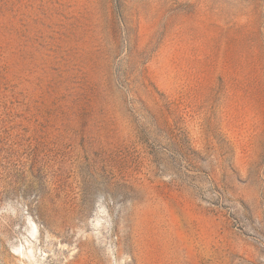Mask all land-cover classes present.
Masks as SVG:
<instances>
[{
    "label": "rangeland",
    "instance_id": "rangeland-1",
    "mask_svg": "<svg viewBox=\"0 0 264 264\" xmlns=\"http://www.w3.org/2000/svg\"><path fill=\"white\" fill-rule=\"evenodd\" d=\"M140 237L264 264V0H0V264Z\"/></svg>",
    "mask_w": 264,
    "mask_h": 264
},
{
    "label": "bare ground",
    "instance_id": "bare-ground-1",
    "mask_svg": "<svg viewBox=\"0 0 264 264\" xmlns=\"http://www.w3.org/2000/svg\"><path fill=\"white\" fill-rule=\"evenodd\" d=\"M139 249L141 253L140 261L142 264H151L152 260L150 257V252L152 251V244L142 237L138 240ZM158 259V258H157Z\"/></svg>",
    "mask_w": 264,
    "mask_h": 264
}]
</instances>
